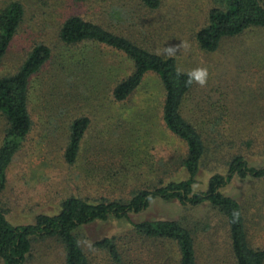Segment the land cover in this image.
<instances>
[{"label":"rangeland","instance_id":"obj_1","mask_svg":"<svg viewBox=\"0 0 264 264\" xmlns=\"http://www.w3.org/2000/svg\"><path fill=\"white\" fill-rule=\"evenodd\" d=\"M14 1L24 6L25 18L0 67V77L15 73L37 45L49 46L53 58L33 84V129L11 166L8 188L2 196L12 224H34L39 215H56L72 196L92 201L129 199L137 189L156 186L161 180L187 179L182 168L187 148L164 131V92L158 77H149L130 104L113 108L110 81L127 77L131 66L127 64L124 71L123 58L95 56L84 45L62 43L61 26L72 16L102 25L159 53L181 45L172 55L177 56L183 70L207 69L206 84L195 82L182 110L191 124L205 129L206 138L210 136L211 153L198 177L197 191H206L215 173H226L233 154H243L256 167L264 166V31L227 39L215 53L200 49L195 34L207 24L209 11L219 5L218 0H162L158 12L139 10L143 20L137 17L134 28L111 8L121 3L120 7L138 9L137 0H0V10ZM151 30L155 32L149 34ZM75 55H86L88 61L102 58L100 65L113 64V77L96 73L85 80L83 75H71ZM148 96L153 99L145 107ZM142 105L148 113L138 118L134 112ZM81 116L90 118L91 125L78 163L70 166L64 159L69 127ZM145 125L152 128L145 140L151 154L147 159L134 156L139 167L131 168L127 180L121 172L122 162H129L127 154L132 149L144 146L141 137ZM5 129L0 115V145ZM114 170L120 172V179L110 177L108 172ZM222 192L241 204L251 246L264 248V179L236 178ZM147 220L178 221L191 229L201 264H234L229 226L223 216L205 205L185 207L177 201L161 200L153 201L141 214L130 215L128 221L111 218L82 227L79 240L90 263L116 264L109 251L98 245L114 239L124 264H172L170 259H177L173 246L133 236L131 223ZM27 264H66L64 249L58 242L38 243Z\"/></svg>","mask_w":264,"mask_h":264},{"label":"trees","instance_id":"obj_2","mask_svg":"<svg viewBox=\"0 0 264 264\" xmlns=\"http://www.w3.org/2000/svg\"><path fill=\"white\" fill-rule=\"evenodd\" d=\"M90 1L92 0H74L76 3ZM137 1L138 9L120 7L121 3H118L116 8H111L122 14V20L126 23L128 21L133 28L137 20H143L138 15L139 10L155 13L163 4L162 0ZM217 2L219 5L209 11L207 24L195 34L200 49L215 53L227 39L241 37L253 30L264 31V0H218ZM24 18L25 9L20 2H11L0 10V67ZM133 28L129 29L133 30ZM153 31L151 30L149 34ZM59 37L66 46L84 45L85 49L90 48V53L95 56L97 53L123 58L124 71L126 65L130 64L131 73L128 75L127 71V77L115 79L112 76L113 64L100 65L102 58L97 60L94 57L93 60L88 61L89 57L86 55H75L71 59L75 68L71 75H83L85 80L96 73L113 77L109 89L113 108H116V104H130L135 95L144 89L149 77H158L164 92L161 106L164 131L167 136L181 142L187 148L186 156L182 161L187 179L171 182L161 180L156 186L137 189L131 193L129 199L92 201L72 196L62 203L61 211L56 215H39L34 224L19 226L12 224L4 210L2 196L8 188L11 166L33 129L30 113L33 84L53 58L49 46L37 45L15 73L0 77V115L6 122L0 145V264H27L33 258L35 246L43 242H58L64 249L66 264H91L79 240L82 227L94 222H106L111 218L128 221L130 215L143 213L153 201L157 200L177 201L185 207L196 208L203 205L210 207L227 221L234 264H264V248H254L249 242L241 204L222 192L236 178L264 179V166L256 167L243 154H233L227 162L225 174L212 175L206 191L195 189L198 177L211 153L210 136L206 138L205 129L196 128L182 114L183 106L195 82L186 84L190 72L181 68L177 56L150 50L148 46H141L125 35H119L79 16H72L63 23ZM146 41L151 44L149 40ZM71 75L68 74L70 77ZM150 99L153 98L149 96L146 98L143 104L145 107L149 105L147 103L151 101ZM143 105L134 112L138 118L141 117V113H148L145 109H141ZM145 121L146 119L142 120L141 126L144 127ZM90 125L91 120L87 116H81L71 122L69 140L64 153L68 165L74 166L78 163ZM150 130L152 128L145 125L141 137L144 146L139 149L134 148L130 154H127L126 161L130 162V166L129 162H122L121 172L126 175L127 180H130V176L127 175H130L131 168L139 167L138 160L134 156L141 155L147 159L151 154L145 144ZM128 167L130 170L127 173L124 169ZM108 173L115 179L122 177L120 172L115 170ZM131 225L133 236L154 244L173 246L177 259L174 261L171 258L170 263L201 264L193 231L182 223L173 220H147ZM98 245L109 251L116 264H124L114 239H105Z\"/></svg>","mask_w":264,"mask_h":264},{"label":"clouds","instance_id":"obj_3","mask_svg":"<svg viewBox=\"0 0 264 264\" xmlns=\"http://www.w3.org/2000/svg\"><path fill=\"white\" fill-rule=\"evenodd\" d=\"M181 45L170 46L166 49L169 55L174 54ZM189 79L186 81V84H191L193 82L198 83L200 86H204L207 82L208 72L207 69L200 68L188 73Z\"/></svg>","mask_w":264,"mask_h":264}]
</instances>
